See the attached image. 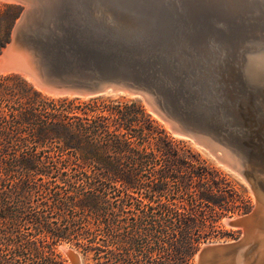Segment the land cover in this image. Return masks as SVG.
Wrapping results in <instances>:
<instances>
[{
	"label": "water",
	"instance_id": "water-1",
	"mask_svg": "<svg viewBox=\"0 0 264 264\" xmlns=\"http://www.w3.org/2000/svg\"><path fill=\"white\" fill-rule=\"evenodd\" d=\"M20 7L0 52L52 98L140 99L174 137L239 178L254 205L194 264H264V0H0ZM71 264L80 255L61 247Z\"/></svg>",
	"mask_w": 264,
	"mask_h": 264
},
{
	"label": "trees",
	"instance_id": "trees-1",
	"mask_svg": "<svg viewBox=\"0 0 264 264\" xmlns=\"http://www.w3.org/2000/svg\"><path fill=\"white\" fill-rule=\"evenodd\" d=\"M20 11L0 4V52ZM171 151L190 149L137 101L52 98L0 75V264H66L61 243L95 264H192L241 206L226 174ZM143 185L165 201L127 216L117 198Z\"/></svg>",
	"mask_w": 264,
	"mask_h": 264
},
{
	"label": "rangeland",
	"instance_id": "rangeland-1",
	"mask_svg": "<svg viewBox=\"0 0 264 264\" xmlns=\"http://www.w3.org/2000/svg\"><path fill=\"white\" fill-rule=\"evenodd\" d=\"M5 5H7V4H5ZM91 99H102V100H105V99H112V100L124 99V100H134V101L139 102L144 107L146 112L169 134V136H171L176 141L184 142L187 145V147L190 149V152H183V151L172 152L171 151L175 157L192 159L191 155L198 154L202 160H205L207 162V164H209L210 166L214 167L215 169L221 171L222 173L226 174L233 181L234 190H232L231 192H233L234 194L232 195V198L236 202V204L241 206V208L239 210H236L233 212L227 211L224 214H222L220 216V218L214 223V227L211 230L210 234L207 236V238L202 239V241L200 242V244L198 246V249L200 247H202L203 245L208 244V243L230 241V240L238 238L241 235V230L239 228L230 227L224 223L225 218L242 215V214L248 212L249 210H251V208L254 205V199H253L252 194L250 193L248 187L239 178H237L232 173L228 172L226 169H224L220 165L216 164V162L205 151H203L199 147L195 146L191 141H189L187 139H182L179 137H174L170 133L167 126L161 120H159L157 117L152 115L140 99H133V98H130L127 96H122V95H117V96L102 95V96L91 98ZM81 100H88V99H81ZM159 156H161V155L159 154ZM161 158H163V156H161ZM141 188L142 189L139 190L138 193H133L132 192L133 190L128 189L124 195H121L120 197L117 198L118 200L119 199L121 200V203L125 208L124 212L127 216L129 215V213L133 209L143 211L149 215L153 211L156 212V207L160 202L165 201L163 199L157 198V195L153 196V195L149 194L148 188L146 186L143 185ZM114 201H115V199H111L112 203ZM245 210H247V211H245ZM62 246L70 247L73 250H75L81 257V264H95L94 261L90 259V257L84 258L82 256L81 252L79 250H77L76 248H74L73 246H70V245L65 244V243H61L58 245L57 249L62 254L63 258L66 259V264H71V261L68 258V256L64 253V251L62 250V248H61ZM198 249H197V251H198ZM195 254H194V257L192 260V264L195 263Z\"/></svg>",
	"mask_w": 264,
	"mask_h": 264
}]
</instances>
